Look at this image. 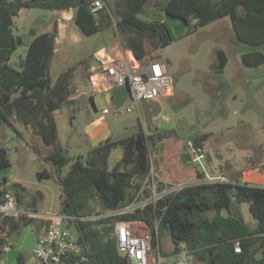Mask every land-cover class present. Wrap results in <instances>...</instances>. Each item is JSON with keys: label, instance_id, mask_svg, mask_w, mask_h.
<instances>
[{"label": "trees", "instance_id": "obj_1", "mask_svg": "<svg viewBox=\"0 0 264 264\" xmlns=\"http://www.w3.org/2000/svg\"><path fill=\"white\" fill-rule=\"evenodd\" d=\"M92 1L0 0V130L8 128L15 132V125L31 128L43 144L50 148L42 157V162L49 163L53 172L44 169L40 176L55 177L60 186L62 195L59 213L73 218L68 220V225H75L76 237L86 248V261L81 264H127L118 254L112 236L117 221L144 223L152 235L154 251L157 247L161 248L162 237H167L177 248L184 244L193 257L204 264H213L217 257L221 264H264V186L232 180L227 183L192 184L162 196L155 204H149L142 210L96 221L86 220L130 205L144 182L149 181L153 167L149 141L156 138L167 144L172 136L168 133H155L150 137L140 130L127 139H107L85 157L68 158L58 141L54 114L71 103V75L77 65L61 72L55 81L52 80L50 63L58 37L57 24L47 33L38 34L36 30H31L32 40L26 46L24 58L18 67L10 63L17 50L14 19L24 9L50 12L72 10L74 16L71 23L86 38L115 27L122 36V48L131 51L138 61H142L148 58L147 43H150L158 57L156 51L174 40L166 16L184 21L187 35L229 17L239 42L252 47L264 46V0L156 2L159 14L150 21L140 19L139 15L146 12L152 0H114L116 21L112 20L106 8L97 17L93 16L88 9ZM241 61L249 68L264 66V52L244 53ZM90 62L91 59H87L79 65L89 67ZM210 136H196L193 142L203 148ZM117 148L123 150V156L110 169L108 160ZM34 152L40 156L36 148ZM9 166L8 151L0 147V169ZM67 166L69 171L62 176V170ZM163 177L169 178L167 174ZM202 178L203 175L195 166L181 176L185 180L182 183L196 182ZM157 189L163 190L161 182ZM12 190L17 202H20L26 189L15 184ZM93 202L97 203L99 210L91 208ZM234 202L248 204L249 213L256 222L255 228H250L230 213ZM211 207L215 210L212 218H191L195 211L205 212ZM83 218L85 220H80ZM30 222L24 215H0V231L8 237L13 236L19 231L21 223L25 225ZM237 245L240 247L239 253L235 252ZM176 252L177 249L173 252L163 249L162 256L167 257ZM23 261L22 257L18 259L19 264H23Z\"/></svg>", "mask_w": 264, "mask_h": 264}, {"label": "rangeland", "instance_id": "obj_2", "mask_svg": "<svg viewBox=\"0 0 264 264\" xmlns=\"http://www.w3.org/2000/svg\"><path fill=\"white\" fill-rule=\"evenodd\" d=\"M13 1V0H11ZM168 0H152L148 3L146 12L139 15L144 21H150L159 11L155 7L156 2L164 4ZM106 10L112 20H118L113 12L114 0H104ZM61 13H53L44 10L30 9L23 12L14 20L13 31L16 36L17 50L11 63L19 65L21 57L26 53V46L32 40L31 30L38 33L51 32L55 21L61 17ZM185 26L172 28L174 40L163 49L155 53L150 43H147V61L161 60L172 78L173 94L158 98L141 101L133 104L126 99L120 107H115L108 100L106 93L94 89L90 82L87 66H76L71 79L72 97H76L73 104L63 107L55 112L59 126L65 129L61 134V146L66 157L75 158L77 155H86L93 151L94 142L97 138L109 136L117 141L135 136L140 130L147 136H153L158 127V133H168L172 137L165 144L156 138L149 141L152 157V169L146 188L152 184L161 182L158 175L165 177L168 182L182 183L184 172L176 170L175 163L183 162L186 169H192L188 157L187 143L193 138L203 134H212L209 142L204 144L206 155L220 146L221 154L226 161L232 162L233 170L240 172L242 165L249 162L253 166L264 167V66L249 68L242 64L241 55L253 51L264 52V46L252 47L237 40L232 29L229 17L222 18L196 32L186 34ZM104 37L109 42H114L110 51L117 49L122 36L112 27L105 30ZM103 32V31H101ZM101 36L84 37V48L80 53L74 54L73 60L81 61L95 58L96 66H105L111 62V56H104L98 50L99 46L108 45L106 39L100 40ZM118 40V41H117ZM93 54V57H89ZM79 62V63H80ZM95 70L94 73L98 72ZM54 70L52 75L56 76ZM132 106V111L126 108ZM107 108L109 114L103 115L101 111ZM115 111L121 112L115 116ZM172 126V129H170ZM9 134V129H2ZM155 137V136H154ZM219 139V140H218ZM181 145V150L175 145ZM22 141L9 142L0 135V147L12 148L8 151L10 166L0 169V194L11 189L17 182L21 183L26 191L23 193L27 203L34 202V198H41L35 205L36 210L58 212L60 208L59 196L62 195L60 186L55 177L42 178L41 169L53 172L48 163L32 161L30 157L22 161L18 150ZM18 149V150H17ZM119 151V152H118ZM179 151V153H176ZM118 153L123 154L119 148L114 151L110 158L111 165L117 159ZM234 163V164H233ZM160 168L162 172H158ZM184 170V169H183ZM69 171V166L62 170V176ZM219 171H225L224 165L220 164ZM9 185H5L4 183ZM191 183V182H190ZM141 201L140 198L136 202ZM91 208L99 210L97 203L93 202ZM233 216H238L246 224L249 210L245 204L233 203L230 209ZM225 214V212H224ZM215 215L213 207L205 212L195 211L191 218H212ZM88 220V219H86ZM94 221V220H93ZM96 221V220H95ZM137 225V224H136ZM145 224L138 225L140 232L147 231ZM137 227V226H133ZM66 228L75 232V225H66ZM34 223L22 224L19 231L13 234V238L0 231L2 244L0 252L4 264H19L22 257L23 264H41L33 255L26 259V254L32 252L36 246L38 235ZM167 237L160 240V249L155 250L153 257L163 253V244ZM192 264H204L194 257Z\"/></svg>", "mask_w": 264, "mask_h": 264}, {"label": "built area", "instance_id": "obj_3", "mask_svg": "<svg viewBox=\"0 0 264 264\" xmlns=\"http://www.w3.org/2000/svg\"><path fill=\"white\" fill-rule=\"evenodd\" d=\"M105 8L102 0H93L88 6L90 13L95 17ZM90 82L94 89L110 95L113 88L127 86L129 89L127 99H130L133 104L160 96H168L172 90V78L163 62H141L130 52H123L120 58L100 67L99 71L90 77ZM126 111H132V106L126 108ZM101 113L106 115L110 112L105 108ZM120 113L115 111L113 115L117 116ZM187 148L190 163L203 175L202 179L196 182L173 185L161 181L163 190L157 189L158 183L146 188L145 186L148 184L146 181L130 205L117 211L105 212L87 219L95 221L101 218L133 213L144 209L149 204H155L158 199L170 192L179 191L192 184L228 182L223 175L218 173V168L208 164L202 147L196 146L193 141H189ZM138 198L141 201L136 202ZM0 215L5 217L24 215L27 217L26 212L18 210L15 196L11 190H5L0 196ZM42 217L45 219L43 234L37 239L32 255L41 264H81L86 261L84 254L86 248L78 241L76 235L74 236V232L66 228L68 220H73V218L60 213H46ZM141 224L143 223L124 221L114 223L112 236L116 241V249L127 264H192L193 255L184 244L176 247L177 252L173 255L164 257L158 254V258L155 259L153 257L155 251L153 250L152 235L149 230L140 232L138 225L141 226ZM145 227L147 228V226ZM235 252H240L238 245Z\"/></svg>", "mask_w": 264, "mask_h": 264}, {"label": "crops", "instance_id": "obj_4", "mask_svg": "<svg viewBox=\"0 0 264 264\" xmlns=\"http://www.w3.org/2000/svg\"><path fill=\"white\" fill-rule=\"evenodd\" d=\"M27 10H30V9L22 10L20 15H22L23 12H25ZM53 13H61L62 14L61 17L57 18L56 21H55V24H57V27H58V37L56 39L55 53H54V56L52 57V60H51V63H50V76H51L52 80L55 81L61 72L65 71L66 69H68L70 67L79 65V62L81 61L82 58H80L77 61L73 60L74 57H75L74 54L80 53L82 51V47L84 46L85 43H84V39H83L84 36H82V34L78 30V28L71 23V19L74 16V11H72V10H69V11H53ZM110 29L111 28L106 29V30L108 31ZM105 32H106L105 30L103 32H99L98 34L92 36V38L96 37V36H101L102 34H105ZM38 34H40V33H38ZM104 36L105 35H102V38L100 40L106 39V37H104ZM89 38H91V37H89ZM106 41H108V37L105 40V42ZM107 43H108V45H106V46H99L98 50L100 51V53H103L105 57L110 55L111 56V58H110L111 61L120 58L122 56L123 52L132 53L131 51L124 50L122 48V45L120 44V42H117V44H118L117 49L118 50L114 49V50L110 51L111 47H114V45L116 43H115V41L114 42H109L108 41ZM259 47H261V46H259ZM92 55L93 54H91L89 57H93ZM23 58L21 57V60ZM156 61H161V60H156ZM141 62H149V61H147V58H146V59L142 60ZM10 63H11V61H10ZM11 65L14 66L12 63H11ZM89 65L90 66L87 68L88 69L87 71L88 72H93L92 75H94L95 74L94 71L98 70L97 69L98 67L96 66V59L95 58H91V62L89 63ZM14 67H18V65L14 66ZM78 67H81V65H79ZM54 70L57 73L55 77H53V75H52ZM166 70H167V68H166ZM92 75H90V77ZM71 77H73V73H72ZM171 94H173V88H172V90L170 92V95ZM106 96H107L108 100H110V102H112L111 95L106 93ZM70 100H71L70 104H73L75 102V100H76V97H72L71 96ZM54 118H55V121H56L57 130H58V141H59V144L61 146L62 145L61 144V134L63 132H65V129L62 127L63 124H62V126H59L56 114H54ZM170 129L173 130L172 126H170ZM158 131H159V129L157 127L155 133H158ZM173 131H175V130H173ZM0 135L4 139L8 140L9 142H11L13 140H15L16 142H18L19 140L22 141L21 147L19 148V150L17 149L19 157H20V159L22 161H26V159L28 157H30L32 161L42 162V157H44L50 151V148L46 147L43 144V142L40 139V137L35 135L32 132L31 128H25V127H21V126L15 125V132L9 129V134H7V133H5V131L3 132V130H0ZM107 139H111V138L109 136H103L101 138H97L95 140V142H94V146H93L92 149L93 150L96 149L99 145L104 143ZM124 139H127V138H124ZM121 140H123V139H121ZM112 141H114V140H112ZM117 141H119V140H117ZM208 142H209V140L206 143H208ZM221 143L219 144L218 148H215L210 153V155L212 157H210L209 155H206V153L204 151L208 164L218 168V173L223 175L227 179L228 182L230 180H232V181H239L241 183H248V184H251V185L264 186V167L263 166L262 167L261 166H253L249 162H246V163H244V165H242V169H241L240 172H235L233 170L232 162L226 161L223 158V155L221 154V150H220V146L222 145ZM175 145L178 147L179 150H181V145L180 144H177V142H175ZM34 148H36L38 150V152H39L41 157L38 156L34 152ZM4 149L9 151L12 148L10 147V148H4ZM118 149L119 148H117L115 150H118ZM114 151L111 153L110 158H111V156H113ZM89 153L90 152H87L86 155H82V154L77 155L75 158H77L79 156L85 157ZM122 156H123V154L118 153L117 159L115 160L113 165H111L110 158H109V160H108L109 168L112 169L113 167H115L121 161ZM75 158H73V159H75ZM182 163L183 162H177L176 163L177 169L180 170V172H185L186 173L187 169L185 167H183ZM220 164L224 165L225 171H219ZM43 170H44V168L41 169V172ZM157 171L160 173L161 172L160 168H158ZM158 179L161 180L164 183H168V184L170 183V182H168L169 181L168 179H166L164 177H160L159 175H158ZM184 183H188V182H184ZM16 184H19V185H21L24 188V186L21 183L17 182ZM5 185H9V184L6 183ZM11 189H12V187H11ZM19 191H21L20 188H19ZM40 198H41L40 196H38V198H34V200H33L34 201V205L32 204V202L31 203H27L24 197L21 198L20 202H17V200H16L18 210L26 212L27 213V218L31 220L30 223L31 224L34 223L36 225L38 238H39V236H41L43 234V230H44V226H45V219L42 217V215H44L46 213H59V210H60V208H59L58 212H52V211L44 212V211H41V210H39V211L36 210L35 205L38 203V200ZM60 198H61V195L59 196V203H60ZM234 203H236V202H234ZM248 208H249L248 204H245V209L248 210ZM247 216H248V220L250 221L251 224H246L243 220L242 221L246 225H248L250 228H255L256 222L251 217L250 213H248ZM234 217L239 218L238 216H234ZM3 236L6 239V233H3ZM9 237L13 238L12 236H9ZM169 243H170L169 240L164 242V244H163L164 250L167 247H169ZM31 255H32V252H29L28 254H26V259H28ZM0 264H4L3 258L1 259Z\"/></svg>", "mask_w": 264, "mask_h": 264}, {"label": "water", "instance_id": "obj_5", "mask_svg": "<svg viewBox=\"0 0 264 264\" xmlns=\"http://www.w3.org/2000/svg\"><path fill=\"white\" fill-rule=\"evenodd\" d=\"M166 21L171 25L172 28H176L177 23H181L184 26V21L173 16H166ZM128 95H129V89L127 86L116 87L111 90L112 102L115 105V107H120L127 99ZM175 248L176 245L170 242L169 247H167L165 250L167 252H173ZM1 259H2V254L0 252V261ZM213 264H221L220 258L217 257L213 262Z\"/></svg>", "mask_w": 264, "mask_h": 264}, {"label": "flooded vegetation", "instance_id": "obj_6", "mask_svg": "<svg viewBox=\"0 0 264 264\" xmlns=\"http://www.w3.org/2000/svg\"><path fill=\"white\" fill-rule=\"evenodd\" d=\"M178 24V26H182V24L181 23H177Z\"/></svg>", "mask_w": 264, "mask_h": 264}]
</instances>
